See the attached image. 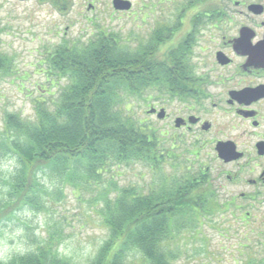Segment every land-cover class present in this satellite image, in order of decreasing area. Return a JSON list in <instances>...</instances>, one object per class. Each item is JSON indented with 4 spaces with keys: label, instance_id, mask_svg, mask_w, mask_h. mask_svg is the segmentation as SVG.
Listing matches in <instances>:
<instances>
[{
    "label": "trees",
    "instance_id": "trees-1",
    "mask_svg": "<svg viewBox=\"0 0 264 264\" xmlns=\"http://www.w3.org/2000/svg\"><path fill=\"white\" fill-rule=\"evenodd\" d=\"M199 2L194 0L195 10H200ZM199 22L194 17V33ZM159 39L160 30L132 48L117 32L98 30L86 41L64 39L45 49L37 71L46 81L65 84L50 102L33 101L32 119L19 112L4 113L0 158L15 156L19 168L10 178L0 173V238L21 213H44L54 207L63 199L66 185L75 195L82 190L93 193L91 213L106 234L85 263H74L60 253L61 232L55 227L7 264H177V254L166 244L182 231L181 219L194 214L197 225L199 217L212 213L214 203L203 191L194 200L192 174L173 176L168 186L163 175V185L148 192L118 187L112 176L104 178L121 165L140 163L157 171L166 160L177 158L161 145L160 129L150 128L133 108V101L147 105L153 88L155 99L164 94L180 100L191 97L184 88L192 77L184 56H190L192 43L185 39L167 51L175 66L180 60L184 65L170 75L155 73L163 65L153 59ZM13 76L23 79L26 72L19 75L13 56L0 49V78ZM247 256L243 264H264L263 258Z\"/></svg>",
    "mask_w": 264,
    "mask_h": 264
},
{
    "label": "rangeland",
    "instance_id": "rangeland-1",
    "mask_svg": "<svg viewBox=\"0 0 264 264\" xmlns=\"http://www.w3.org/2000/svg\"><path fill=\"white\" fill-rule=\"evenodd\" d=\"M130 1L134 2L131 12L135 14L132 16L115 12L111 0H0V49L8 56H13L19 75L26 72L23 79L16 77L17 75L0 78V128L5 112H19L23 118L32 119L33 101L50 102L57 97L58 88L65 84L62 80L46 81L45 76L37 71L38 60L44 56L45 49H50L64 39L86 41L98 30L117 32L132 48L148 41L152 31L162 24L155 26L150 23L153 17L142 22L143 14L136 15L138 12L146 13L145 4L148 0ZM89 4L92 5V10H88ZM158 7L149 14L162 16L158 21L169 18L166 24H172V12L167 9L159 15ZM189 20L190 13L182 16V29L177 36H183L188 30ZM207 31V27L202 29L197 43L193 46L192 56L204 43L202 39L206 37ZM177 43L178 41L172 40L159 46L157 59H162L160 56H164L167 49ZM150 93L152 97L156 95L154 91ZM182 101L173 99L165 105L170 117L174 114L186 116L192 113L191 105ZM133 102V108L139 112L140 119H146L147 122L151 120L153 127L168 130L169 133L162 137L160 135L159 139L162 146L171 148L172 154L177 156L173 159L176 166L172 165L174 162L166 160L157 171H153L145 164L130 163L110 169L104 178L112 176L118 187L134 186L148 192L151 188L158 189L163 185V175L167 177L164 185L168 186L173 176L193 174L192 130H175L170 118L159 121L156 116L146 114L145 104ZM167 124L171 127L168 128ZM172 133L175 135L173 141L169 138ZM171 144L174 145L171 147ZM62 188L63 199L55 203L54 207L44 213H21L20 220L4 230L0 238V255L6 245L12 247L20 244L25 251L33 240L46 237L47 232L56 227L61 232L60 253L74 263H85L92 256L106 234L99 218L91 213L89 205L93 193L82 190L80 195H75L71 186ZM224 189L230 195L224 194L221 201L238 196V188L233 190L232 187L225 186ZM240 201L237 198L236 203L239 204ZM242 205L244 211L251 212L246 228L242 227L240 220L244 216L242 210L236 215L229 212L234 209L232 204L227 212H217L216 204L210 205L214 208L212 213L199 217L197 225H194V214L184 215L181 219L182 231L166 244L167 248L174 249L177 254L175 263L243 264L248 254L256 259H264L261 245L264 243V205L245 201H242ZM17 228H22L23 231L13 238L12 234ZM17 253L22 252L13 251L10 257Z\"/></svg>",
    "mask_w": 264,
    "mask_h": 264
},
{
    "label": "flooded vegetation",
    "instance_id": "flooded-vegetation-1",
    "mask_svg": "<svg viewBox=\"0 0 264 264\" xmlns=\"http://www.w3.org/2000/svg\"><path fill=\"white\" fill-rule=\"evenodd\" d=\"M112 3L113 0V8ZM130 3L127 11L113 10L132 16L135 14L131 12L134 2ZM199 3L200 10H195L194 0H148L146 13L136 14H143L142 22L153 17L150 23L155 26L162 24L148 38L151 40L160 30L158 48L172 40L179 44L189 39L193 49L202 29L208 28L206 37L202 39L204 43L194 56L192 52L190 56H184L192 77L184 85L186 92H191V97L182 102L191 105L192 113L170 117L165 105L170 100L180 99L165 94L158 99L148 96L145 112L156 116L159 121L170 118L175 130H192L194 200L197 202L198 191H203L207 200L216 204L217 212H227L232 204L234 209L229 212L236 215L242 210L244 216L239 219L242 227L246 228L251 212L244 211L242 201L264 205V0H200ZM156 7L159 15L167 9L172 12V24H166L169 18L158 21L163 17L149 14ZM92 8L89 4L88 10ZM187 13H190V27L183 36H177L182 29L181 18ZM194 17L200 19L195 33ZM167 51L160 56L162 59H157L156 54L153 56L158 63L163 62L155 73L173 75L178 73V70L174 71L177 66H184L182 60L175 66L166 56ZM153 91L157 92V89H150ZM152 108L155 111L149 112ZM160 109L164 110L162 118L157 117ZM148 123L150 128L153 127L151 120ZM164 131L160 130L161 137L168 134ZM225 186L233 190L238 188V196L221 201L224 194L230 195ZM237 198L241 200L239 204L236 203Z\"/></svg>",
    "mask_w": 264,
    "mask_h": 264
},
{
    "label": "clouds",
    "instance_id": "clouds-1",
    "mask_svg": "<svg viewBox=\"0 0 264 264\" xmlns=\"http://www.w3.org/2000/svg\"><path fill=\"white\" fill-rule=\"evenodd\" d=\"M18 168H19V164L17 163L15 156L6 155L0 158V173H2L5 178H10L11 176H14ZM22 231H23L22 228H17L15 230V233L12 234L13 238L16 235H20ZM13 251L23 252L24 249L20 244L13 245L12 247H8L6 245L4 247L3 254L0 255V260H2L4 264H7V261L10 258V253H12Z\"/></svg>",
    "mask_w": 264,
    "mask_h": 264
},
{
    "label": "water",
    "instance_id": "water-1",
    "mask_svg": "<svg viewBox=\"0 0 264 264\" xmlns=\"http://www.w3.org/2000/svg\"><path fill=\"white\" fill-rule=\"evenodd\" d=\"M20 1H23V0H20ZM113 8L115 10H129L130 7H131V3L128 1V0H113ZM155 109L152 108L151 110H149V112H154ZM158 118H162L164 117V110L163 109H160L159 112H158ZM192 117L189 118V122H191V119ZM177 121H180V119H177Z\"/></svg>",
    "mask_w": 264,
    "mask_h": 264
}]
</instances>
